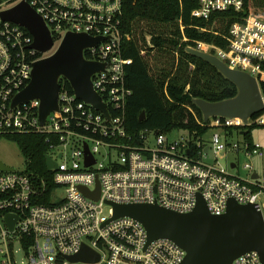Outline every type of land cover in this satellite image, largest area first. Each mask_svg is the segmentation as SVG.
I'll return each mask as SVG.
<instances>
[{"label": "built area", "instance_id": "built-area-1", "mask_svg": "<svg viewBox=\"0 0 264 264\" xmlns=\"http://www.w3.org/2000/svg\"><path fill=\"white\" fill-rule=\"evenodd\" d=\"M20 2L28 3L48 25L55 43L51 52L34 50V39L27 29L3 20L1 12ZM198 4L193 17L204 20L213 13L231 10L242 14L246 7L245 0H198ZM122 5L123 0H0V136L43 134L60 160L57 169L51 170L53 188L45 180L32 179L25 170L0 171V264H18L19 254L28 259V264H72L67 257L76 255L84 245L101 255L95 264L184 262L187 253L172 240L148 244L146 229L138 220L113 219L111 202L156 203L183 214L196 208L197 196L201 195L214 216L224 214L230 200L255 205L264 215V176L254 167L246 165L249 175L243 178L230 173L238 170L237 162L224 167L217 159L216 165L202 161L211 152L216 158L234 151L248 158H263L264 147L253 140L250 143L245 129L264 127V110L247 122L239 118L211 119L209 128L218 131L212 146L195 143L200 149L196 158L191 156V135L189 140L170 141L168 135L145 130L139 135L140 144H134L136 137L126 130L132 92L127 86L123 54L127 35L122 31ZM69 33L104 39L85 50L84 58L105 65L91 78L110 117L79 100L62 80L59 108L42 125L39 99L14 108L12 103L30 84L34 64L52 55ZM225 39L229 42L226 50L201 42L196 48L216 55L230 68L251 74L262 91L264 20L254 15L242 17L231 25ZM147 41L152 46L149 37ZM262 96L264 103L263 91ZM229 129H234L233 134ZM236 135L240 140L231 143ZM103 149L105 155L100 162L97 156ZM87 156L94 159L90 166H86ZM97 181L100 199L92 200L84 190L96 191ZM8 215L17 218L13 229L6 222ZM233 264L263 262L255 251L238 257Z\"/></svg>", "mask_w": 264, "mask_h": 264}, {"label": "water", "instance_id": "water-1", "mask_svg": "<svg viewBox=\"0 0 264 264\" xmlns=\"http://www.w3.org/2000/svg\"><path fill=\"white\" fill-rule=\"evenodd\" d=\"M4 21L24 27L33 36L32 48L41 54H47L54 48V39L42 16L26 2L2 11ZM104 41L100 37L85 34L69 33L55 52L34 64L30 84L20 91L13 100L12 107L20 106L33 100H40L39 109L41 124L44 125L51 112L59 108V93L62 80L70 82L75 96L97 111L110 117L107 105L93 88L92 75L105 69L104 64L87 61L85 50ZM193 57L213 65L238 88V95L233 99L208 102L203 99L193 100V104L202 111L204 121L216 117L239 118L247 122L251 117L264 109L262 91L258 81L251 74L230 68L216 55L198 48L186 49ZM146 113L141 121L145 120ZM86 154L89 149L85 145ZM209 148H206L208 154ZM61 157V155H60ZM94 163L91 156L86 158V166ZM48 169H57V164L50 156L46 157ZM1 172H13L0 161ZM93 193L84 190L92 200H99L101 187ZM197 206L189 213H178L158 204L120 205L108 203L113 207V219L128 217L138 220L146 229L148 244L160 239H170L187 253L182 264H233L234 261L249 252H259L264 264V215L255 205L239 204L230 200L224 214H210L205 199L197 196ZM17 218L6 217L7 224L13 229ZM72 264H95L101 259L98 252L84 245L74 256L67 257Z\"/></svg>", "mask_w": 264, "mask_h": 264}, {"label": "trees", "instance_id": "trees-1", "mask_svg": "<svg viewBox=\"0 0 264 264\" xmlns=\"http://www.w3.org/2000/svg\"><path fill=\"white\" fill-rule=\"evenodd\" d=\"M242 14L234 11L213 13L209 20L193 17L198 0H123V54L126 60L127 86L131 97L127 103L126 130L135 136L150 130L169 135L176 130L189 131L191 156L197 157L195 143L204 142L211 129L193 100L208 102L233 99L237 86L213 65L187 53L198 44L215 45L226 50L231 25L242 17L254 15L264 20V0H245ZM150 38L152 46L147 38ZM202 49V45L200 47ZM63 85L72 92L69 81ZM264 93V83L261 84ZM146 113L145 120L141 121ZM254 128V127H252ZM252 128L250 130H252ZM233 134L234 129H229ZM252 143L250 131L245 134ZM14 141L25 158V173L54 187L53 175L46 165L52 150L43 134L1 135Z\"/></svg>", "mask_w": 264, "mask_h": 264}, {"label": "rangeland", "instance_id": "rangeland-1", "mask_svg": "<svg viewBox=\"0 0 264 264\" xmlns=\"http://www.w3.org/2000/svg\"><path fill=\"white\" fill-rule=\"evenodd\" d=\"M205 47L204 49H206ZM218 129L211 128L208 133L204 136V142L207 146H212L213 137L216 134ZM246 132L250 131L251 138L254 142L259 143L264 147V127H254L252 130L245 129ZM190 133L186 130H176L168 135V139L170 141H181L182 139L189 140ZM240 140V138L236 135L233 139L230 140L231 143L234 141ZM57 152H52L51 156L55 163L59 162V155ZM105 155V150H102V154H98L97 158L100 162L103 161V156ZM217 161L222 164V166L227 167L232 163L237 162L239 164L238 170H230L231 174H238L243 178H246L249 175V171L245 170L246 165H250L254 167V170L257 171L262 177L264 176V157L260 158L258 156H252V158L246 157L242 153L237 152H228L227 154L220 153V155L215 156L214 152H211L206 159H202V161L209 165H216ZM0 161L5 163L10 168H13L17 172L24 171L25 168V158L22 153V150L19 149L18 145L8 139V138H0ZM18 264H28V259L24 257L22 254L16 256ZM82 264V263H78Z\"/></svg>", "mask_w": 264, "mask_h": 264}]
</instances>
